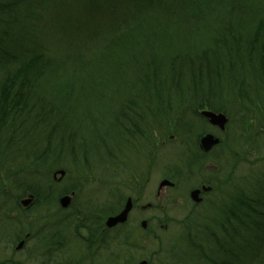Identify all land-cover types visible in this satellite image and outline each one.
Instances as JSON below:
<instances>
[{"label":"trees","instance_id":"1","mask_svg":"<svg viewBox=\"0 0 264 264\" xmlns=\"http://www.w3.org/2000/svg\"><path fill=\"white\" fill-rule=\"evenodd\" d=\"M55 3L0 0V168L16 178V191L32 196L31 207L81 189L77 181L54 189L52 173L68 171L62 156L86 164L100 154L113 163L118 152L150 150L154 133H168L184 144L174 166L182 176L215 150L198 147L207 125L200 110L228 117L229 149L248 141L250 122L264 125V0H86L74 22ZM249 198L236 199L244 220L256 208ZM119 204L70 221H100ZM233 211L230 222L240 219ZM226 225L232 242L231 226L264 232V224L205 225L203 239L187 234L185 250L164 264L233 263L234 246L226 257L215 242Z\"/></svg>","mask_w":264,"mask_h":264},{"label":"rangeland","instance_id":"2","mask_svg":"<svg viewBox=\"0 0 264 264\" xmlns=\"http://www.w3.org/2000/svg\"><path fill=\"white\" fill-rule=\"evenodd\" d=\"M85 1L65 0L62 4L63 18L72 22L83 18L88 8ZM41 27L42 31L48 32L44 26ZM203 131L214 133L223 143L200 166L186 170L182 176L174 175V166L181 165L184 144L181 138L168 133L162 136L155 133L150 150L118 152L113 163H103L100 154L90 155L86 164L82 161L74 164L69 160L71 158L60 157L68 171L60 182H56L54 189L61 190L75 181L82 185L66 210L59 208L53 199L41 208H23L20 201L28 194L21 195L16 191V178L6 177L9 174L0 168V264H65L66 261L79 264L77 260L82 259L87 260L84 261L89 262L87 264H137L142 259H146L148 264H164L173 257L177 258V253L186 248L187 234L191 232L193 238L198 239L195 233L202 232L203 226L212 230L222 209H235L233 213L237 215L235 196L244 194L252 198L253 190H264L263 124L259 126L254 121L250 122L245 135L248 141L235 140L236 148L230 149L228 136L230 138L232 133L229 134V126L221 132L205 124ZM254 136L258 139L255 144L252 143ZM186 143L192 145L191 140ZM257 144L259 150L254 148ZM12 160L16 162V158ZM164 178L176 185L163 188L157 194L158 183ZM202 184L215 187L209 196L213 206L212 202L194 206L190 200V190ZM129 196L136 203L126 225L116 231V239L106 242L93 254L92 249L85 247L80 235L85 232L77 227L82 221L76 220L75 223L70 220L75 217L82 219L84 214L88 218V211L96 207L114 205L116 208V204ZM148 204L151 206L143 208ZM207 210H211V214L208 212L203 220ZM46 213L52 216L50 220L62 218L63 224H47L43 217ZM239 214L238 217L243 219ZM95 216L99 218L101 215L97 213ZM142 220L147 221L145 229L140 227ZM26 233L31 235L30 238L22 250L15 251L14 247ZM203 236L201 234L200 238ZM251 238V234H247L244 240ZM225 240L226 247H233L231 240ZM243 255L249 259L251 254L247 251ZM91 258H94L93 262ZM246 264L256 263L248 260Z\"/></svg>","mask_w":264,"mask_h":264},{"label":"bare ground","instance_id":"3","mask_svg":"<svg viewBox=\"0 0 264 264\" xmlns=\"http://www.w3.org/2000/svg\"><path fill=\"white\" fill-rule=\"evenodd\" d=\"M65 0H54V2H56L55 3V5L56 6H58V3H61V4H63V2H64ZM228 122H229V119H228V121H227V123H226V125H225V129L222 131V130H220L218 127H213V128H217V129H219V131H221V132H225L226 131V128H227V125H228ZM155 134V133H154ZM153 134V135H154ZM158 134V133H157ZM158 135H160V134H158ZM160 136H162V135H160ZM154 138V137H153ZM218 146V144L217 145H215V146H213L209 151H203V150H201L203 153H206V154H208V153H210V152H212L214 149H216V147ZM175 166H176V164H175ZM177 167V166H176ZM60 169H58V170H55L54 172L56 173V172H58ZM58 176H59V178L60 179H56L55 177V179L57 180V182H60V180H62L63 178H64V176H65V172H64V175H60V174H57ZM167 180H169L170 182H172V185H169V186H165V188L166 187H169V188H173V187H175V185H176V183L175 182H173V181H171L170 179H167ZM66 187V186H65ZM62 190V189H61ZM192 190V189H191ZM76 194V192L75 191H69V192H67V193H64V194H62L59 198H58V206H59V208H62V209H64L60 204H59V199L62 197V196H71V201L73 200V198H74V196L73 195H75ZM242 194H238L237 196H235L234 198L235 199H237V197H239V196H241ZM29 197H31L32 198V196L30 195ZM127 198V197H126ZM189 198H190V195H189ZM25 199V198H24ZM251 199V200H250ZM262 199H264V190L263 189H261V190H259V188L257 189V190H255V191H253V197L251 198H249V201H250V205H252V206H255L256 208H255V210H253V211H247L248 213H247V218H245V220L244 219H238V220H236V221H234L233 220V222H230V221H228V223L227 224H264V214H262L261 212H262V208L264 207V204H263V206H262V204H261V202H260V200H262ZM32 202H33V198H32V201H31V203L29 204L30 206H31V204H32ZM211 206H213L214 205V203H213V201L211 200ZM252 203V204H251ZM125 204H126V199H125V201L124 202H122V203H120L119 204V207H118V209L117 210H119L120 208H122V206H125ZM238 206H239V204H238ZM96 207V206H95ZM133 208H134V206L132 205V207H131V209H130V211H129V213L128 214H130L131 213V211L133 210ZM239 208H240V206H239ZM264 209V208H263ZM93 211L92 212H95V210H96V208H93L92 209ZM116 210V211H117ZM239 209H237V211H238ZM115 211V212H116ZM209 212V213H208ZM253 212V213H252ZM207 213H208V215L209 214H211V210L209 211V210H207V212L203 215V220H205V217H207ZM48 214V213H47ZM238 214V213H237ZM240 215V214H239ZM110 216H112V214H110V215H103V217L101 216L100 218H101V220L100 221H98V220H96V222H103L104 224V226H105V228H113V227H116L115 228V230H114V232H115V234H114V232H113V234H103V231L99 228L98 230H99V235H100V238H99V240L97 241V242H95V247L96 248H94L93 247V242L90 240V239H87L88 237H87V235H86V233H80V235H81V237L83 238V242H84V244H85V247L86 248H89V249H92V250H97L100 246H103L104 244H106V242H108V241H112L113 239H116L117 238V236H116V231L117 230H119V229H121V228H123L126 224H121V223H117L116 225H114V226H111V227H109L107 224H106V220H107V218L108 217H110ZM241 216H244V215H241ZM98 218V217H97ZM93 220V219H92ZM55 222H57V220H50V221H48L47 222V224H56ZM86 222H90L89 220H87ZM85 222V223H86ZM95 222V221H94ZM71 223V222H70ZM83 224V223H82ZM89 224H91V223H89ZM217 224H225V223H220V221H218L217 222ZM78 225V224H77ZM81 225V223H79V227H82V226H80ZM147 226V221H145V227ZM227 226V225H226ZM103 228V227H102ZM141 228H142V226H141ZM227 229L225 230H220V231H218V234L217 235H215L216 237V239H215V242L217 243V246H223L224 247V249H225V251H224V254H223V252L221 253V254H223V256L225 255L226 257L227 256H229L228 255V247H226L225 246V243H226V240L225 239H227V240H229V236H228V233H229V227L227 226L226 227ZM83 231H84V229L83 228H81ZM231 229L233 230V234L235 235V237H232L233 238V242H234V244H233V248H231V254L233 255V259H232V262L233 263H231V264H246L247 262H248V260L249 261H253V262H255L256 264H257V262H260L261 264H262V260H264V257H262V255L260 254V252H259V250H261V251H264V232L263 233H261V232H253V231H250L251 233H252V239L251 240H244V238H246V235L248 234L247 232L249 231V230H243L242 229V231H239V229L237 228L236 229V226H235V228H234V226H231ZM49 230V229H48ZM45 231H47V229L45 230ZM85 232V231H84ZM107 233H109V232H107ZM255 233H256V236H255ZM45 234V233H44ZM190 234H191V236L193 235L191 232H190ZM199 238L198 239H196V240H199V239H203V237H201L200 238V236H201V234H204V232H198V233H195ZM28 236H30V234L28 235ZM214 240V239H213ZM19 242L20 241H18V243L16 244V245H18L19 244ZM71 243H73L72 241H71ZM249 250H248V249ZM14 250L16 251V249H15V247H14ZM77 250V249H76ZM17 251H19V250H17ZM249 252L251 255L249 256V259L248 258H245L244 257V255H243V253H245V252ZM210 252H212V251H210ZM82 255H86V254H83V252H82ZM223 256H220L219 257V255L217 254V259L219 260V258H224ZM83 258V257H82ZM92 260H91V262H93V259L94 258H91ZM78 261V263L80 264L81 262L83 263L84 261H87V260H81V261H79V260H77ZM142 261H145L146 262V264H148V261L146 260V259H142ZM81 263V264H82ZM87 263H89V262H84V264H87ZM65 264H70V263H68L67 261L65 262ZM73 264V263H72ZM228 264H230V263H228Z\"/></svg>","mask_w":264,"mask_h":264},{"label":"water","instance_id":"4","mask_svg":"<svg viewBox=\"0 0 264 264\" xmlns=\"http://www.w3.org/2000/svg\"><path fill=\"white\" fill-rule=\"evenodd\" d=\"M201 115H203L209 124L217 126L220 130H224L225 129V125L228 121V118L226 117V115L222 112H214L211 110H202ZM220 142V139L216 136H214L211 133H206L205 135H203L200 140H199V146L203 151H209L213 146L217 145ZM64 175V171L63 170H59L58 172L54 173V177L57 175ZM172 185V182H170L167 179H163L160 181L159 185H158V190L162 189L165 186H169ZM202 189L204 190H208V187L202 186ZM198 189H194L190 192V198L194 201V202H198L200 201V199L198 198ZM32 201L31 197L25 198L21 201V204L23 206H28ZM71 202V196H62L59 199V204L63 207L66 208ZM132 207V201L131 198H127L126 200V204L125 206H123L122 210L120 212H118L115 215H112L110 217L107 218L106 220V224L111 227L116 225L117 223H123L126 221L128 213L130 211ZM141 226L143 228H145V222L142 221L141 222ZM24 244V241H20L19 244L16 246V250H19L22 248ZM138 264H146L145 261H140Z\"/></svg>","mask_w":264,"mask_h":264},{"label":"flooded vegetation","instance_id":"5","mask_svg":"<svg viewBox=\"0 0 264 264\" xmlns=\"http://www.w3.org/2000/svg\"><path fill=\"white\" fill-rule=\"evenodd\" d=\"M201 187H202V185H200L198 187H195V188L199 189L198 198L200 199V201L197 204L198 206L205 205L206 204L205 202H207V204L210 203L212 199L209 196L212 193V191L214 190L212 188L210 191L205 192L204 189H201ZM135 203H136V201L133 200V206L135 205ZM220 219H221L220 223H225V224L228 223V221H229L228 210H225V209L221 210ZM89 223H91V224H89ZM100 224H104V223L103 222H86V223L80 225L82 227H79V224L77 225V227L79 229H81V228L84 229V231H85V233H86V235L88 237L87 239H90L93 242V247L94 248H96L95 247V242H97L99 240V238H100V235L98 234L99 233L98 229H99V225ZM115 228L116 227H113L111 229L110 228H105V226L103 225V228H101V230L103 231V234H113ZM107 232H109V233H107ZM96 251L97 250H92V253L95 254Z\"/></svg>","mask_w":264,"mask_h":264}]
</instances>
